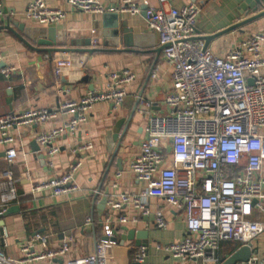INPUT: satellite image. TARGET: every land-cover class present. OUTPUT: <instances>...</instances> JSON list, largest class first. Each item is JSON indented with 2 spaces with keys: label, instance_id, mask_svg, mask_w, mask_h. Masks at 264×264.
Masks as SVG:
<instances>
[{
  "label": "built area",
  "instance_id": "1",
  "mask_svg": "<svg viewBox=\"0 0 264 264\" xmlns=\"http://www.w3.org/2000/svg\"><path fill=\"white\" fill-rule=\"evenodd\" d=\"M103 1L67 0L74 9L99 15L109 10ZM139 1L121 0L114 11L133 17L140 15L141 6L145 5L147 26L156 34L157 46L162 48L164 61L171 68V88L164 96L167 109L148 114L145 137L128 164L141 187L108 199V213L100 221L102 235L91 253L65 259L73 240L69 238L60 246L39 252L24 244L17 259L0 251V264H36L58 258H63V264H108L107 249L117 244L116 226L136 222L137 215H152L156 228L167 227L161 210L150 212L146 199L151 196L160 198L184 217L187 234L177 242L157 246L173 258L172 264H222L221 242L252 246L253 240L264 232V221L251 219L254 208L264 210V178L260 176L264 150L261 132L264 129V31L241 39L224 56H217L204 48L196 29L201 9L209 0L189 1L178 8L166 9L162 3L167 0H157L158 7L147 4V0ZM4 14L0 2V16ZM23 15L28 21L47 26L59 23L65 13L49 7L44 0H31ZM73 66L72 58L54 59V74L59 77ZM12 69L3 66L0 72L8 76ZM150 75L155 79L156 70ZM134 78L135 74L128 69L112 71L102 89L88 90L77 100L65 99L52 108H27L0 115V147L4 148L5 158L12 162L16 156L15 149L10 147L15 141L13 130L67 116L34 137L44 151L47 169L54 171L59 153L57 140L65 134L81 133V126L87 122L95 104L109 102L114 110L119 109L126 87ZM138 100L139 114L142 107L152 105L141 97ZM93 147L92 140L85 136L70 152L85 155ZM80 165L78 159L66 172L34 184L32 191L48 190L54 196L78 191L73 175ZM20 180L10 170L2 172L0 215L17 202L16 184ZM113 186L117 187V183ZM126 206L137 215L125 214ZM92 224V217L87 216L84 225ZM33 238L45 247L48 235L36 233ZM146 257L145 246H139L133 253V260L139 264ZM234 264H264V257L251 252L246 261Z\"/></svg>",
  "mask_w": 264,
  "mask_h": 264
},
{
  "label": "crops",
  "instance_id": "2",
  "mask_svg": "<svg viewBox=\"0 0 264 264\" xmlns=\"http://www.w3.org/2000/svg\"><path fill=\"white\" fill-rule=\"evenodd\" d=\"M30 1L0 0L5 11L4 16H0V56L3 57L0 69L3 66L13 68L8 76L0 72V115L27 108H52L57 102L65 99L77 100L89 90L90 85L94 90L102 89L107 82L108 74L112 71L128 69L135 74L133 82L126 87V96L119 109L114 110L109 102L95 104L88 114L87 122L81 126V133L65 134L57 140L59 153L55 158L54 171L47 169L43 149L38 145L39 151H33L30 143L37 133L55 127L67 116H59L58 119L43 125L13 130L15 141L10 147L15 149L16 156L12 162L5 158L4 148L0 147V177L4 170H10L14 178L21 179L16 184L17 202L10 204L5 211L12 210L2 217V228L6 233L0 235V251L17 259L21 256V247L24 244H29L31 250L39 252L44 248L60 246L72 238L70 250L64 258H78L91 253L101 238L100 221L108 213L107 202L105 207H100L102 198L107 196L111 199L120 192L137 191L141 187L129 171L128 164L138 153L145 137V120L148 114L165 112L167 109L164 96L171 88V68L164 61L161 52L157 54L103 50L92 53L57 51L51 55L37 52L17 36L18 34L27 43L35 45L23 36L17 26L18 23H23L27 27L41 26L24 18L23 13ZM120 1L104 0L103 4L109 8L113 4L117 6ZM136 1L140 3L139 0ZM189 1L195 0H167L162 5L165 9L168 6L178 8ZM243 1L209 0L202 7L198 17L197 34L212 35L246 18L247 15L241 8ZM44 2L49 7L59 8L65 13L64 18L56 24V29L61 39L67 42L66 47L105 50L101 46V14L74 9L67 0H44ZM147 4L159 6L157 0H147ZM108 12L115 11L109 9ZM121 19L127 21L133 32L153 33L147 26L145 16L141 14L133 17L121 15ZM258 31H264V16L212 39L207 48L214 55L224 56L238 41ZM155 38L157 46L156 34ZM86 41L89 42L88 46L84 44ZM58 58H72L74 61V66L64 70L59 77L54 74V59ZM152 70H156L155 79L151 78ZM84 77L88 78L87 81L83 80ZM139 97L152 103L149 108L142 107L141 114L136 112V108L140 106ZM134 107L135 111L120 148L116 156L111 158L105 140L106 132L116 119L129 118ZM261 132L264 134V129ZM85 136L92 140L93 149L85 155L71 154V148ZM40 154L43 156V161L39 158ZM118 158L121 159V169L117 165ZM78 159L81 165L73 175L78 191L60 196H54L48 190L32 191L34 184L66 172ZM262 160L260 176L264 178V150ZM118 172H120L119 176H117ZM114 182L117 183V187L113 186ZM146 202L151 213L162 211L167 227L156 228L152 215L138 216L131 207L126 206L124 213L129 217L137 215V221H129L115 227L117 244L107 249L108 264H139L133 260V253L139 246L135 245V238L121 240L120 236L126 233L123 227L145 232L141 240L146 243L147 257L141 264L173 263V258L157 246L177 242L187 234L183 214L155 196L148 197ZM262 204L264 207V199ZM87 216L92 217V225H84ZM251 219L264 221V210L254 208ZM36 233L48 235L45 247L33 238ZM238 246L235 241L221 242L220 260L224 261ZM251 249L252 252L264 257V232L253 240ZM36 264H63V258L41 260Z\"/></svg>",
  "mask_w": 264,
  "mask_h": 264
},
{
  "label": "water",
  "instance_id": "3",
  "mask_svg": "<svg viewBox=\"0 0 264 264\" xmlns=\"http://www.w3.org/2000/svg\"><path fill=\"white\" fill-rule=\"evenodd\" d=\"M116 7L113 4L108 9H114ZM242 10L246 13V18L243 20L220 30L212 35H204L199 36L200 39L204 41V48L208 47L209 42L219 37L223 34H226L234 29L241 28L255 20L264 16V0H244L241 5ZM141 15L145 16L146 6H141ZM249 13H252L249 15ZM101 27H102V39L101 46L104 49L99 48H90V49H75L66 47L67 44L64 39H61L60 33L56 29V24H50L47 26H35V27H27L23 23H18V30L22 32L23 36L30 39L34 46L27 43L23 37H19L25 44H27L30 48L37 52H45L51 55L53 52L57 51H86V52H95L98 50L103 51H111V52H124V51H132V52H140V53H160L162 48L160 46H156V38L154 33H138L133 32V30L128 26L126 20L121 19V15L116 12H105L102 15ZM85 45H89V42L86 41ZM87 77H84L83 80L87 81ZM251 82L250 80L248 81ZM89 90H93V86L90 85L88 87ZM137 104L135 105V107ZM135 107L129 116V118L121 117L114 121L113 125L106 132L105 140L108 143V153L111 154V158L116 156L122 139L125 135L126 129L129 125L130 119L132 117L133 112L135 111ZM31 148L33 151H39V146L35 140H32ZM39 158L43 161V156L40 154ZM121 159H117L118 168L121 169ZM108 200L107 196H104L101 200L100 207H105V204ZM12 209L6 210L2 215H0V235H3V219L2 217L9 213ZM126 231L125 234L120 236L122 241L125 240H133L135 238L136 246H146V243L141 240L142 236H145V232H137L133 229H127L126 227L122 228ZM252 249L250 244L242 245L235 249L224 261L222 264H234L238 261H246L251 255Z\"/></svg>",
  "mask_w": 264,
  "mask_h": 264
},
{
  "label": "rangeland",
  "instance_id": "4",
  "mask_svg": "<svg viewBox=\"0 0 264 264\" xmlns=\"http://www.w3.org/2000/svg\"><path fill=\"white\" fill-rule=\"evenodd\" d=\"M257 212H258V211H257ZM258 213L262 214L263 212H258Z\"/></svg>",
  "mask_w": 264,
  "mask_h": 264
}]
</instances>
